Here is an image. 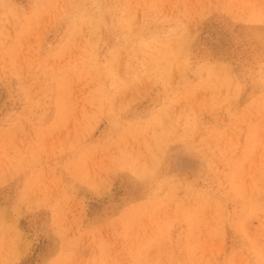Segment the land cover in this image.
Segmentation results:
<instances>
[{"label":"rangeland","instance_id":"obj_1","mask_svg":"<svg viewBox=\"0 0 264 264\" xmlns=\"http://www.w3.org/2000/svg\"><path fill=\"white\" fill-rule=\"evenodd\" d=\"M0 264H264V0H0Z\"/></svg>","mask_w":264,"mask_h":264}]
</instances>
